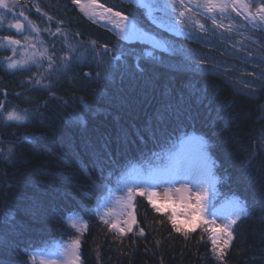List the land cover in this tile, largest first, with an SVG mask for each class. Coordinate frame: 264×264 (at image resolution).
<instances>
[{
  "label": "trees",
  "instance_id": "1",
  "mask_svg": "<svg viewBox=\"0 0 264 264\" xmlns=\"http://www.w3.org/2000/svg\"><path fill=\"white\" fill-rule=\"evenodd\" d=\"M96 1L129 16L167 50L120 40L86 19L71 0H20L18 12L23 10L39 26V39L50 51L54 43L57 63L51 70L44 60L39 69L33 65L32 71H10L4 61L10 52L0 49V104L5 111L27 109L30 117L25 125L0 123V141L5 142L0 146L13 147L17 161L14 167L0 164V261L40 264L42 251L79 236L67 220L79 224L82 217L88 224L79 236L82 264H218L209 234L198 224L189 223L185 229L176 215L177 227L188 232L189 238L172 230L167 219L173 213L170 205L156 212L147 199L136 197V223L123 242L92 214L98 204H109L113 193L135 176L154 183L180 177L185 143L195 141L203 157L185 169L190 177L204 169L209 173L214 195L209 209L219 212L225 205L233 212L239 205L251 214L233 226L225 264H264V155L246 163L235 143L239 140L244 147L259 151L256 145L264 120L257 123V118L264 93L259 99L237 94L213 67L221 65L220 71L225 65L236 67L240 72L233 73L232 80L259 83L254 76L241 73L261 71L264 32L239 27L248 38L233 30L231 35L224 33L227 38L221 42L194 31L185 19L181 25L179 4L173 11L168 7L171 0H144L153 8L155 19L182 32L175 36L152 24L146 10L134 2ZM183 9L187 19H199L211 28L202 15ZM48 16L53 19L49 21ZM6 20L13 22V17L9 14ZM57 27L67 33L71 46H83L77 55H85L87 64L65 71L59 62L69 54L64 38L44 31L56 32ZM0 32L14 34L5 25ZM13 38L23 39L16 34ZM93 40L101 54L95 59L84 51ZM33 41L40 49L35 33ZM104 45L111 49L106 56L102 55ZM240 57L257 63L245 65ZM98 63L111 67L103 73ZM35 79L51 83L55 98L35 85ZM140 228L143 237L134 235Z\"/></svg>",
  "mask_w": 264,
  "mask_h": 264
},
{
  "label": "snow or ice",
  "instance_id": "2",
  "mask_svg": "<svg viewBox=\"0 0 264 264\" xmlns=\"http://www.w3.org/2000/svg\"><path fill=\"white\" fill-rule=\"evenodd\" d=\"M73 5H77L81 12H84L85 15H89L87 8H101L103 13L108 14V18L113 25V28L117 31L119 39L121 40H139L144 36V33L140 32L136 24L131 22L129 16L123 15L121 12H113L111 8H104L102 4H96V0H87V4L83 0H71ZM177 4H180L181 9L184 8V0H171V4L168 6L173 11H176ZM20 5V0H0V9H3V12H0V29H2L3 22L6 19L7 15H13V21L8 23V29H15L14 34L21 35L24 41V51H20L17 46L21 45V39L13 38L11 32L9 34H2L0 32V49H10L12 52L11 56L4 57V61L7 64V68L10 71L24 70L32 71V66L34 65L37 69L43 67V61L47 60L48 69H54V65L57 63L55 59L54 43L53 50L50 51L49 47L45 44L44 40L39 39L40 29L39 26L32 21L28 15H25L23 10L19 11L18 14L14 13V9ZM22 7V6H21ZM36 11L40 12L41 9L39 6H35ZM195 7L200 8L204 14V20L211 22V28L207 27L205 23H202L199 19L192 20L189 18L187 24L188 27L193 28L194 31H198L203 35L207 36L209 34L213 35L216 39L223 42L227 37L224 33L231 35L234 29L243 27L236 17L247 21V25H250L252 28L257 31L264 32V0H260L259 3H256L255 0H195ZM255 8V12L252 9ZM232 13H235V17L232 16ZM202 13L197 12L196 16H200ZM95 15V12L92 13ZM179 16L181 20L179 21L181 25L185 24V11L180 10ZM23 17V22L19 19ZM91 18V17H90ZM47 19L51 21L53 18L48 16ZM227 19L228 24H225L224 21ZM62 23V22H58ZM223 30L220 35H216V31ZM216 30V31H214ZM27 31V34L25 32ZM44 31L49 32L50 36L60 35L65 40V47L69 49V54L60 58V63L65 69L66 72H70L74 67L80 66L81 64H87L88 58L85 55H77L80 51V48L83 47L79 45L77 47L71 46L70 43H67V33L64 32L60 27H57L56 32H51L50 28H45ZM32 33L36 34V40L40 45V49L37 47V43L32 42L33 37ZM191 36V34H189ZM264 43V40L261 41ZM96 41H90L89 46L84 48V51L91 56L92 59H95L100 53L96 52ZM104 47V53L102 55L106 56L108 52L111 51L106 45ZM235 47V45H234ZM27 48L33 49L29 54L27 53ZM241 49L237 48L236 51ZM19 52L20 59H14ZM223 55V53H221ZM248 54L245 53V56ZM113 59H119L118 57H113ZM240 61L247 65L249 63L256 64L257 61H250L245 59V57H240ZM139 67V64L137 65ZM259 66L261 71L258 73H253V71L248 70L246 73H241V75L246 74L247 76H254L255 80L259 83L254 84L252 81L237 79L232 80V74L240 72L236 67H229L227 65L223 66V71H220L221 65L214 64L213 67L217 69L218 75H223L225 79L229 81V86L234 87L237 91V94L247 95L249 98H260V94L264 93V56L259 58ZM97 67H103L101 63L97 64ZM111 67L110 63L107 67H103V73H107L108 68ZM84 77H88L89 73H84ZM97 77L102 76L101 71L96 72ZM59 79V77H57ZM35 85L40 86L42 89L47 90L48 93L55 98V91H53L51 83L44 84L42 79H35L33 81ZM243 86L242 88L240 86ZM250 89V90H249ZM247 90V91H246ZM19 95V94H17ZM83 99V98H81ZM260 116L257 118V123L261 120H264V104H261L258 108ZM28 110L25 109L23 112L13 108L5 111V105L0 104V123L7 127H15L17 125H25L29 121ZM5 142L0 141V144ZM11 144V142H7ZM235 143L239 146V151L245 154L246 163H250L256 155H264V129L261 130L259 134V140L256 145V148L259 151H252L251 148L244 147L239 140H236ZM16 152L13 147L9 146L6 149L0 146V164L15 166L16 163ZM203 180L195 179L193 182L192 189H189L186 185L180 188L174 186V179H168L165 183L168 184V187L164 189L163 199L165 201L172 200V193L177 192L181 193L180 204L184 210V215L187 220L194 219L195 217H200V222L204 226L203 231L208 233V239L211 241V250L214 254L215 259L218 261V264H225V256L227 254L226 250L229 248L233 240V226L237 225L238 221H241L242 218H248L251 214L247 211L246 206L240 207L239 205L236 209L227 214L220 215L218 211H213L208 209L206 204L207 200V189L201 187ZM181 184L184 185V182L181 181ZM161 185H154L151 183H140V184H130L123 191L125 193L122 197H115V202L121 206L122 209L132 206L134 198L136 196L145 197L150 205L153 206L156 212H161L162 208L157 207L155 204V199L158 197L157 192L154 190L155 187ZM194 189V190H193ZM111 191V190H109ZM194 201V204L192 203ZM104 208L105 211L101 212L100 209ZM208 211V217H205V211ZM92 214L99 218L101 223L107 226L109 232L114 233V238L123 242V238L128 234L133 232V224L136 223V218L132 215L128 220L123 221V226L120 219L117 217L123 215V211L114 213L112 208L108 203L98 204L96 209L93 210ZM177 215L176 211L173 210L171 216L167 217L168 221L171 223L172 230L180 233L185 240L189 238V233L182 231L177 227V221L174 218ZM221 220L220 224L216 223V219ZM261 220H264V217H261ZM68 224L75 229L79 236L83 235V232L87 230L88 224L81 217L79 224L75 220L70 218L67 220ZM222 233V235H218ZM134 235L143 237L144 229L140 228L138 232ZM75 238L71 243L67 245L58 246V253H48L49 255L57 254L60 257H63L61 264H82L81 262V240ZM159 243V242H157ZM47 251V250H45ZM45 251L41 252L43 256ZM0 264H4L3 261H0ZM41 264H44V260H41ZM50 264H55L54 261H50Z\"/></svg>",
  "mask_w": 264,
  "mask_h": 264
},
{
  "label": "rangeland",
  "instance_id": "3",
  "mask_svg": "<svg viewBox=\"0 0 264 264\" xmlns=\"http://www.w3.org/2000/svg\"><path fill=\"white\" fill-rule=\"evenodd\" d=\"M123 1H131V2H134V3H136L134 0H123ZM144 4H145V6H142L146 11H147V8H146V6L148 7V8H150L151 9V18H152V20L150 19V18H148V20L149 21H151L156 27H158L159 29H161V30H164V31H166L165 29H163V28H161V27H159V26H157L156 25V22H159V23H161L162 25H164V26H166V27H170V28H172L173 30H174V32L173 33H170V34H172V35H177V36H179V35H182V32L178 29V28H175V27H173V26H169V25H166V24H164L163 22H161V21H159V20H157V19H155V17L153 16V12H154V10H153V8L152 7H150L144 0H141ZM98 2V1H97ZM255 2L256 3H259L260 2V0H255ZM99 4H101L100 2H99ZM136 4H138V3H136ZM103 5V4H102ZM180 5V4H179ZM141 6V5H140ZM103 7H106V6H104L103 5ZM108 8V7H107ZM180 8H181V6H180ZM184 8H186V9H189V10H191V11H193V12H195V13H197V12H201L202 14V16L204 17V14H203V11H202V9H200V8H196L195 7V0H184ZM18 8L16 7L15 9H14V13L15 14H18L19 12H18V10H17ZM181 10H184V9H181ZM0 11L1 12H3L4 10L3 9H0ZM252 11L253 12H255V8H253L252 9ZM11 15V17H13V15L12 14H10ZM147 15H148V12H147ZM232 16L233 17H235V13H232ZM86 18V17H85ZM87 19V18H86ZM184 19L187 21V22H189V19H187L186 18V15H185V17H184ZM89 20V19H88ZM236 20H238L237 19V17H236ZM242 20V19H241ZM22 22H23V20H21ZM90 21V20H89ZM239 21V20H238ZM245 24H243V23H241L240 21H239V23L241 24V25H245V26H243V27H240V28H242V29H247L248 27L249 28H251V29H254V28H252L250 25H247V21H244V20H242ZM12 22V21H11ZM14 22V21H13ZM92 22V21H91ZM8 23H10V21L9 20H4V22H3V25H5V26H8ZM92 23H94V22H92ZM224 23L225 24H228L229 23V21L227 20V19H225V21H224ZM94 24H97V23H94ZM97 25H99V24H97ZM99 26H101V25H99ZM101 27H103V26H101ZM103 28H105V27H103ZM105 29H108V28H105ZM12 30V29H11ZM110 32H112L110 29H108ZM14 33H15V30H12ZM234 31H237V32H240L241 33V31H239L238 29H234ZM167 32V31H166ZM26 33V32H25ZM113 33V32H112ZM114 34V33H113ZM243 36H245L246 38H248L247 37V35H245V34H243V33H241ZM16 35H18V34H16ZM115 35V34H114ZM151 35H153V34H151ZM21 36V35H20ZM116 36V35H115ZM154 36V35H153ZM32 37H33V40H34V33H32ZM154 37H156V36H154ZM157 38V37H156ZM158 39V38H157ZM32 40V42H34ZM159 40V39H158ZM160 41V40H159ZM134 42V41H133ZM135 42H139V41H135ZM161 42V41H160ZM162 43V42H161ZM142 44H145V43H142ZM163 44V43H162ZM145 45H147V44H145ZM148 47H150V48H153V49H157V50H166L167 49V47H166V45H165V47L164 48H157V47H153V46H150V45H147ZM18 47V49H20V51H24L25 49V47H24V41H23V39H22V42H21V45L20 46H17ZM28 50H31V51H33V49H31V48H28ZM27 50V51H28ZM8 51L10 52V54L8 55V56H11L12 55V52H11V50L10 49H8ZM21 57H20V55H19V52H18V54H17V56L16 57H14V59H20ZM199 142H193V141H187L186 143H185V157H184V159H183V167H184V170H182V173H181V176L180 177H178L176 180L174 179V181H175V184H174V186L176 187V188H180V187H182V186H187L189 189H192V187H193V182H194V180L195 179H201V180H203L204 182H203V184L201 185V187H203V188H206L207 189V200H206V204H207V206H208V209L211 207V205H212V203H213V197H214V195L212 194V192H211V185H210V175H209V173L208 172H206L205 171V169L202 171L201 170V172H199V173H197V174H193L192 175V177H190L189 175H187L188 174V171L185 169V167L190 163V162H194L195 160H198V158H202L203 157V153L202 152H200L199 151V149H198V147H199ZM197 176H199V178L197 177ZM175 178V177H174ZM146 180L148 181V179L146 178ZM168 179H160V180H157V182L156 183H154V182H152L151 180H150V182H147V181H143V180H141V178L140 177H138V176H135V178L131 181V182H127V183H125L124 185H123V187L121 188H119V190L118 191H116V192H114L113 193V196H112V198H111V200H110V203H109V205H110V207L112 208V211L114 212V213H117V212H121V211H123V215L122 216H119V217H117L118 219H120V221H121V224H122V226H123V221L124 220H128L132 215H134V211H133V209H134V201H133V204H132V206H130V207H127L126 209H122L121 208V206L120 205H118L116 202H115V197H122V196H124L125 195V193H124V189L128 186V185H130V184H140V183H151V184H154V185H161V186H157V187H155V191L157 192V194H158V197L155 199V201H156V203L158 204V205H160L159 207H161V208H163V209H167L168 210V205H170L171 207H172V211L171 212H173V210H174V208H175V211H176V213H177V218H179L180 220H181V225L185 228V229H187L188 227H189V223L191 224H198V227L200 228V229H202L203 230V225L201 224V222H200V217H195L194 219H191V220H187L186 218H185V215H184V210H183V208H182V206H181V204H180V196H181V193H177V192H173L172 193V200L171 201H165L164 199H163V194H164V189L166 188V187H168V184L167 183H165V181H167ZM181 181H183L184 182V185H182L181 184ZM194 190V189H193ZM137 198L138 197H140L142 200H146V198L145 197H142V196H136ZM135 197V198H136ZM135 198H134V200H135ZM136 198V199H137ZM193 204H194V201L192 202ZM169 206V207H170ZM170 207V208H171ZM231 209H229V206H222L220 209H219V214L220 215H227V214H229V212H231L230 211ZM205 217L207 218L208 217V211L206 210L205 211ZM216 223L217 224H220L221 223V220L219 219V218H217L216 219ZM200 225H202L203 227H201ZM191 226H193V225H191ZM219 235H222V233H219ZM69 243H71V241H69V242H65V243H60V244H56L55 246H53V247H50V248H47L46 250L47 251H45V254L42 256L41 254H40V256H39V258H38V261H39V263L41 264V260L43 259L44 260V264H50V261H54L55 262V264H61V262H62V260H63V257H60V256H58L57 254H52V255H49L48 253H58V246H60V245H67V244H69Z\"/></svg>",
  "mask_w": 264,
  "mask_h": 264
},
{
  "label": "bare ground",
  "instance_id": "4",
  "mask_svg": "<svg viewBox=\"0 0 264 264\" xmlns=\"http://www.w3.org/2000/svg\"><path fill=\"white\" fill-rule=\"evenodd\" d=\"M136 3H138L139 5L141 6H145V4L141 1V0H134ZM83 2L85 4H87V0H83ZM96 4H99V2L96 1ZM75 7L77 8V10L84 16L86 17L87 19H89L90 21L94 22V23H97L105 28H108L110 29L118 38V33L117 31L113 28V25L112 23L110 22V19L108 18V14H105L103 13V9L101 8H87L86 10L89 12V15H85L84 12H81L79 7L77 5H75ZM106 8V7H104ZM147 8V12H148V17L152 20L151 18V9ZM95 12V15H92V13ZM114 12V11H113ZM91 17V18H90ZM130 19V18H129ZM131 21V19H130ZM153 21V20H152ZM132 22V21H131ZM156 25L165 29L166 31L170 32V33H173L174 30L170 27H166L164 25H162L161 23L159 22H156ZM137 29L144 33V36L139 39V40H123L125 42H133V41H139L141 43H145L147 45H150V46H153V47H157V48H164L165 45L162 44L156 37H154L153 35L141 30L140 28L137 27Z\"/></svg>",
  "mask_w": 264,
  "mask_h": 264
},
{
  "label": "water",
  "instance_id": "5",
  "mask_svg": "<svg viewBox=\"0 0 264 264\" xmlns=\"http://www.w3.org/2000/svg\"><path fill=\"white\" fill-rule=\"evenodd\" d=\"M12 30H15V29H12Z\"/></svg>",
  "mask_w": 264,
  "mask_h": 264
}]
</instances>
